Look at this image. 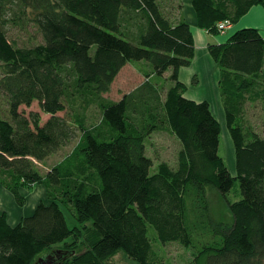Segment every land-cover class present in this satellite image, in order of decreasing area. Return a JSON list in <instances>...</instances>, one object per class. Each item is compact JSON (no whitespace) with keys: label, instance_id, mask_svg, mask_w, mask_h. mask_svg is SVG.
I'll list each match as a JSON object with an SVG mask.
<instances>
[{"label":"trees","instance_id":"16d2710c","mask_svg":"<svg viewBox=\"0 0 264 264\" xmlns=\"http://www.w3.org/2000/svg\"><path fill=\"white\" fill-rule=\"evenodd\" d=\"M260 5L264 0H192L199 28L212 36L222 35L221 22L235 26ZM182 7L181 0H0V94L10 115L0 119V183L21 205V189L47 190V200L16 225L0 212V264H34L87 223L89 250L65 264H106L121 251L139 264H166L157 245L173 242L191 254L187 264H264V137L243 115L248 102L261 103L264 113V37L241 29L209 47L236 150L233 176L220 156L221 125L210 103L185 97L180 70L195 59L196 45ZM13 28L35 35L19 45ZM132 61L150 65L148 78L119 101L106 98ZM168 72L163 93L154 80ZM34 103L50 116L43 124L40 113L21 110ZM161 131L181 142L176 168L161 162L155 170L147 154V140ZM73 141L45 175L35 168L33 160ZM211 188L234 216L229 230L212 220Z\"/></svg>","mask_w":264,"mask_h":264},{"label":"rangeland","instance_id":"374dc122","mask_svg":"<svg viewBox=\"0 0 264 264\" xmlns=\"http://www.w3.org/2000/svg\"><path fill=\"white\" fill-rule=\"evenodd\" d=\"M247 28L255 27H244L241 29ZM33 35H35V31L33 32V30L29 32H22L15 28L10 30V37L16 40L19 45L28 44L29 39ZM201 68L202 70L199 72V77H197V84L194 83L193 85H190L191 83H186L181 80L187 86L185 97L196 102L206 101L210 103L211 109L221 125L220 156L224 159L230 173L233 176H236L237 169L235 145L227 127L225 110L222 102L220 101V94L218 95L216 87V85H218L219 75L215 76V71L213 69L211 70L204 62L201 64ZM151 71L152 69L150 65L145 61H132L128 63L113 83L111 90L105 94V97L113 101H119L125 94L133 91L141 83H143L148 78L147 76L151 73ZM171 74V72H168L163 78H155L154 80V82H157V84H159L162 88L163 93H165L171 85ZM21 110L27 115L31 112L40 113L42 124L50 117L41 112L38 103H34L29 108L22 107ZM89 111L90 117L94 116V118H98L100 116L99 110L95 108H91ZM243 115L246 125L253 127V129L260 136L264 137V113L261 103L248 102ZM61 116L68 119V121L74 125V120L70 112H64ZM0 119L10 120L8 102L1 94ZM77 141H73L70 145L62 148L58 153L51 155L43 161L33 160L35 168L42 175H45L55 164L60 162L73 150ZM146 147L148 156L155 162V170L161 162H167L172 168L177 167L182 145L179 139L173 134L166 131L153 133L147 140ZM21 193L25 197V204L23 205L19 204L14 194H12L0 183V212L6 211L8 214V220L11 224L18 223V219L20 217L22 218L31 215L41 201L47 200V190L43 185L23 188L21 189ZM228 197L233 201L234 192L230 193ZM208 199L211 217L216 227L220 230H229L232 228L234 225V216L231 213L230 207L223 195L218 190L211 188L209 190ZM66 216L69 226L73 227L75 221L67 212ZM75 231L77 233L75 238H71L66 243L59 244L47 251H44L36 258L34 264H65L67 261H72L74 257L75 260H77L80 256L87 252L89 250L88 238L91 237L92 234L90 223L81 225L79 229ZM149 236L156 237L157 234L150 228ZM157 248L166 264H187L192 261L191 254L179 243H158ZM106 264L139 263L130 259L125 252L121 251L111 257Z\"/></svg>","mask_w":264,"mask_h":264},{"label":"crops","instance_id":"0c3cea01","mask_svg":"<svg viewBox=\"0 0 264 264\" xmlns=\"http://www.w3.org/2000/svg\"><path fill=\"white\" fill-rule=\"evenodd\" d=\"M181 1L183 6L181 9V15L186 20V22L191 26L194 42L196 45V57L193 60V63L191 64V66L180 70V79L185 81L186 83H191L190 85H193L195 82L196 84L198 83L197 77H199V72H201L202 70L201 64L203 62L211 70L213 69L215 71L214 73L215 76L219 75L218 65L215 63V61L212 59L209 53V47L211 45H221L226 43L234 33H236L238 30H241V28L244 27L253 26L256 29H259L264 37V6L262 5L254 7L248 13V15L244 19H242L241 22H239L235 26H232V28L228 30L227 33L222 34L221 36H212L208 34L206 31L199 28L197 14L195 13L192 6V0H181ZM216 87L219 95L220 94L219 86L216 85ZM22 218L20 217L18 219L19 220L18 223ZM16 224H12V225H16Z\"/></svg>","mask_w":264,"mask_h":264},{"label":"built area","instance_id":"2783aa9c","mask_svg":"<svg viewBox=\"0 0 264 264\" xmlns=\"http://www.w3.org/2000/svg\"><path fill=\"white\" fill-rule=\"evenodd\" d=\"M231 28H232V25L228 20L221 22L218 26V29L221 32V34L227 33L228 30H230Z\"/></svg>","mask_w":264,"mask_h":264}]
</instances>
